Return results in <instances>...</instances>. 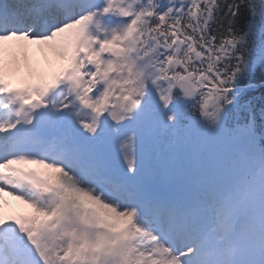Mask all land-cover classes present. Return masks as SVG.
I'll list each match as a JSON object with an SVG mask.
<instances>
[{
	"label": "snow or ice",
	"instance_id": "6c2138e0",
	"mask_svg": "<svg viewBox=\"0 0 264 264\" xmlns=\"http://www.w3.org/2000/svg\"><path fill=\"white\" fill-rule=\"evenodd\" d=\"M0 264H264V0H0Z\"/></svg>",
	"mask_w": 264,
	"mask_h": 264
},
{
	"label": "bare ground",
	"instance_id": "6f19581e",
	"mask_svg": "<svg viewBox=\"0 0 264 264\" xmlns=\"http://www.w3.org/2000/svg\"><path fill=\"white\" fill-rule=\"evenodd\" d=\"M9 198H10V197H9ZM9 198H8V199H9Z\"/></svg>",
	"mask_w": 264,
	"mask_h": 264
},
{
	"label": "rangeland",
	"instance_id": "374dc122",
	"mask_svg": "<svg viewBox=\"0 0 264 264\" xmlns=\"http://www.w3.org/2000/svg\"><path fill=\"white\" fill-rule=\"evenodd\" d=\"M9 199H11V198H9Z\"/></svg>",
	"mask_w": 264,
	"mask_h": 264
}]
</instances>
